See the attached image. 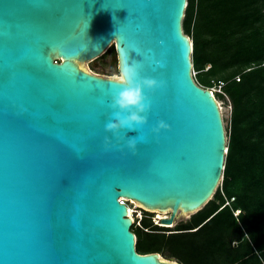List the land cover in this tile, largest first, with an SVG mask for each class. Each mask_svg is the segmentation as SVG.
Masks as SVG:
<instances>
[{"label": "water", "instance_id": "water-1", "mask_svg": "<svg viewBox=\"0 0 264 264\" xmlns=\"http://www.w3.org/2000/svg\"><path fill=\"white\" fill-rule=\"evenodd\" d=\"M186 5L0 0V264H182L136 250L118 196L169 210L159 218L169 226L223 177L226 129L192 75ZM111 43L119 71L140 62V76L160 83L145 90L147 123L121 140L105 131L112 76L80 64ZM159 121L169 127L153 132Z\"/></svg>", "mask_w": 264, "mask_h": 264}, {"label": "trees", "instance_id": "trees-1", "mask_svg": "<svg viewBox=\"0 0 264 264\" xmlns=\"http://www.w3.org/2000/svg\"><path fill=\"white\" fill-rule=\"evenodd\" d=\"M182 27L197 80L217 77L232 103L222 186L173 228L144 212L130 227L136 250L182 264H264V0H187Z\"/></svg>", "mask_w": 264, "mask_h": 264}, {"label": "clouds", "instance_id": "clouds-1", "mask_svg": "<svg viewBox=\"0 0 264 264\" xmlns=\"http://www.w3.org/2000/svg\"><path fill=\"white\" fill-rule=\"evenodd\" d=\"M140 62L133 61L125 64L118 75L110 78L112 95L110 108L112 118L105 124V131L111 133L118 140L125 139L122 132L136 131L147 123V112L150 110L151 102L145 95V90L155 89L160 86L157 80L140 76ZM164 121H159L157 127L152 131L158 133L160 129H167ZM126 134V133H125ZM108 137L105 140L108 141ZM142 139V137H141ZM137 137H128L127 147L135 152Z\"/></svg>", "mask_w": 264, "mask_h": 264}, {"label": "rangeland", "instance_id": "rangeland-1", "mask_svg": "<svg viewBox=\"0 0 264 264\" xmlns=\"http://www.w3.org/2000/svg\"><path fill=\"white\" fill-rule=\"evenodd\" d=\"M82 64H83L84 68L90 70L91 72L98 73L101 75L115 76V75L119 74V70L117 67V56H116L114 43H111L109 46H107V48H105V51L103 53H101L100 55H98L97 57H95L93 59L85 60ZM208 66H209V63L205 64L204 69H206ZM199 72H200V70L192 68V75H193L194 79L197 81V83H199L200 85H202L204 87H211L214 94L217 92H221V96H218L216 98H217V102L219 104V108H220L221 115L223 118V123H224L225 129H226V132H227V127L229 125V121L231 118L232 103H231L230 97L224 91V83H223L222 87H220L219 86L220 80H218L217 77L212 76L211 83L209 85L202 84L196 78L197 75L199 74ZM235 78L237 79L238 77L235 76ZM221 186H222V179L220 178L218 185H217V188L219 187L221 189ZM216 189H215V191H216ZM213 196L214 195H212L211 198H213ZM231 198L232 197H230V200H231ZM127 203H128V206H130L132 209V213H131L132 219H133V221H135V223L138 224V220L144 215V212H148V214L152 217V220L154 223H158L160 225H167V224H164L163 222H161L159 220L160 217H158V214H162L164 216L168 215L170 212L169 210H166L165 212L159 211V210H148V209H145L137 201H131L130 202V200H128ZM225 203H226V201H225ZM191 213L192 212H182L181 210H178L176 213L174 222L169 225V228H173L177 222L187 220ZM166 232H169V230H167ZM233 242H236V241L234 240ZM159 253L164 258H174L171 256H167L162 251H160Z\"/></svg>", "mask_w": 264, "mask_h": 264}, {"label": "built area", "instance_id": "built-area-1", "mask_svg": "<svg viewBox=\"0 0 264 264\" xmlns=\"http://www.w3.org/2000/svg\"><path fill=\"white\" fill-rule=\"evenodd\" d=\"M193 71H194V70H193ZM237 77H238V76H237ZM237 79H238V78H237ZM223 83H224V82L220 80V84H219V86L222 87ZM207 88L212 89L211 87H207ZM118 199H119L121 202H124L126 205L128 204V203H127L128 200L126 199V197L118 196ZM231 199H232V198H231ZM227 202H229V200H226V203H227ZM237 211H239V209H237L236 212H237Z\"/></svg>", "mask_w": 264, "mask_h": 264}, {"label": "bare ground", "instance_id": "bare-ground-1", "mask_svg": "<svg viewBox=\"0 0 264 264\" xmlns=\"http://www.w3.org/2000/svg\"><path fill=\"white\" fill-rule=\"evenodd\" d=\"M84 61H82L80 64L82 65V63H83ZM212 90V89H211ZM212 92H213V90H212ZM126 199L127 200H130V202L131 201H135V200H133V199H130V198H127L126 197ZM127 207H128V211H127V214L132 218V209H131V207L130 206H128V204H127ZM163 212H165V211H163ZM162 216H164V215H162V214H158V217H162Z\"/></svg>", "mask_w": 264, "mask_h": 264}]
</instances>
